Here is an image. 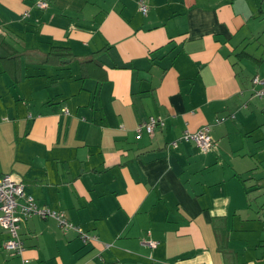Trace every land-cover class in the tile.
<instances>
[{
  "label": "crops",
  "instance_id": "crops-1",
  "mask_svg": "<svg viewBox=\"0 0 264 264\" xmlns=\"http://www.w3.org/2000/svg\"><path fill=\"white\" fill-rule=\"evenodd\" d=\"M140 1L0 0V177L95 237L34 216L0 264H264V0Z\"/></svg>",
  "mask_w": 264,
  "mask_h": 264
},
{
  "label": "built area",
  "instance_id": "built-area-1",
  "mask_svg": "<svg viewBox=\"0 0 264 264\" xmlns=\"http://www.w3.org/2000/svg\"><path fill=\"white\" fill-rule=\"evenodd\" d=\"M36 5L39 9L45 10L49 6V0H36ZM140 11L144 15L148 13V6L144 0L140 1ZM252 85L254 86L255 96L264 99V78L255 76L252 79ZM163 126L164 121L162 119L151 117L138 126L137 132L140 134L142 130H145L148 134L153 135L157 127ZM179 142L194 143L204 153L213 151L216 147L209 126L199 129L196 133H184L178 141L171 143V146L176 148ZM34 216L55 219L63 230L74 229L80 234L84 242L95 239V237L92 238L90 235L83 233L79 227L70 223L63 213L39 206L34 197L26 193L22 181L16 180L8 174L0 177V226L10 236L5 244V248L9 252L18 255L24 251L20 229L23 223Z\"/></svg>",
  "mask_w": 264,
  "mask_h": 264
},
{
  "label": "trees",
  "instance_id": "trees-1",
  "mask_svg": "<svg viewBox=\"0 0 264 264\" xmlns=\"http://www.w3.org/2000/svg\"><path fill=\"white\" fill-rule=\"evenodd\" d=\"M89 62H91V60H89V61H87V62H85V63L83 64L82 69L84 70V73H86V68H85V66H86V64H88Z\"/></svg>",
  "mask_w": 264,
  "mask_h": 264
}]
</instances>
